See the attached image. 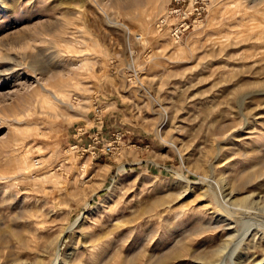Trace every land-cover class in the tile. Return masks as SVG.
I'll return each mask as SVG.
<instances>
[{"label":"rangeland","instance_id":"rangeland-1","mask_svg":"<svg viewBox=\"0 0 264 264\" xmlns=\"http://www.w3.org/2000/svg\"><path fill=\"white\" fill-rule=\"evenodd\" d=\"M185 2L0 0V264H264V0Z\"/></svg>","mask_w":264,"mask_h":264},{"label":"bare ground","instance_id":"bare-ground-1","mask_svg":"<svg viewBox=\"0 0 264 264\" xmlns=\"http://www.w3.org/2000/svg\"><path fill=\"white\" fill-rule=\"evenodd\" d=\"M244 34V33H243ZM253 35H255V34H253ZM257 36V35H256ZM257 38V37H256ZM253 39H255V38H252L251 36H249V35H247V36H241V38H240V40H243V41H245V42H247L248 43V45L249 46H255V45H252V44H256V43H254L252 40ZM226 43H228V45L229 46H237V45H241V43H242V41H241V43H238L237 41L235 42V43H230V42H226ZM226 43H220V48H222V45H226ZM232 44V45H231ZM243 44H244V42H243ZM224 45V46H225ZM226 48H228L227 46H225ZM225 47H223L221 50H223ZM225 48V49H226ZM254 62V61H253ZM110 187L112 188V184L111 185H109L108 186V188L110 189ZM202 195V194H201ZM215 195V194H214ZM243 199V201L244 200H250L251 199V203L252 204H254V206H256L257 204H259L260 203V201H261V199H257V200H254V199H252V196H247V197H243L242 198ZM242 199H240V201L242 200ZM263 202V201H262ZM259 206V205H258ZM260 211H262L263 213H264V204H263V207L262 208H258ZM83 218V215L82 216H78V218L74 221V223L73 224H71V225H69L67 228H66V231L67 230H69L70 228H72V226L75 224V223H77L78 221H80L81 219ZM63 235V234H62ZM62 235L60 236V237H62ZM243 236V235H242ZM60 237H59V239H60ZM244 239V238H243ZM237 241V240H236ZM60 242V241H59ZM237 245H238V243H237ZM222 250V249H221ZM221 250H219V252L221 251ZM216 253V252H215ZM58 257H59V253H57V255L55 256V258H54V261H53V263L52 264H60L59 263V259H58Z\"/></svg>","mask_w":264,"mask_h":264},{"label":"built area","instance_id":"built-area-1","mask_svg":"<svg viewBox=\"0 0 264 264\" xmlns=\"http://www.w3.org/2000/svg\"><path fill=\"white\" fill-rule=\"evenodd\" d=\"M185 0H172V7L169 10V13L171 12H179L181 10V7L185 4ZM201 4H203V0H193L192 4H191V10H190V15L193 13V11H196L197 13H199L198 11H201L202 7ZM188 3L185 6V9L187 8ZM199 9V10H198ZM174 10V11H173ZM184 13V12H182ZM178 14V13H176ZM188 18V15H185V17H182L181 22H185V19ZM181 26V25H180ZM175 33L177 32V28L174 31Z\"/></svg>","mask_w":264,"mask_h":264}]
</instances>
